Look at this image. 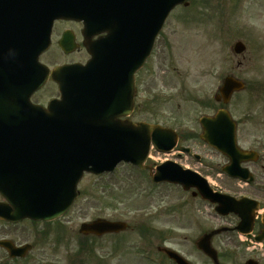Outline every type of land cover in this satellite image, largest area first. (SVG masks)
I'll return each instance as SVG.
<instances>
[{
	"label": "water",
	"instance_id": "obj_1",
	"mask_svg": "<svg viewBox=\"0 0 264 264\" xmlns=\"http://www.w3.org/2000/svg\"><path fill=\"white\" fill-rule=\"evenodd\" d=\"M187 1L0 0L3 7L0 11L5 14L3 19L0 18V48L3 49V45H6L8 51L12 52L10 71L13 72L17 90L21 87L29 89L40 82V75L34 78L32 75L46 70L38 65L37 56L49 44L51 24L55 18L82 20V13L86 8L92 14V28H95V24L101 26L109 22L119 25L120 28L116 32L117 37L113 36L114 40L109 44L112 50L110 56L106 57L108 54L105 52L100 54L102 63H99L98 71L94 72L89 67L82 69L86 72L78 80L75 68L72 67L57 68L51 75L60 88L66 90V95H80L75 101L86 103L82 106L83 113L73 110L54 113L52 116L35 113L26 100L25 103L21 102L15 120L0 118V194L9 201L8 206L0 207V219L12 222L24 218L52 221L71 206L76 198V185L82 179L84 171L98 175L112 172L120 161L130 162L144 169L151 142L162 151H168L174 146L176 139L171 130L145 123L120 122L118 118L129 115L133 110V73L142 67V63L149 56L164 20L171 9L178 5H187ZM32 10L43 18L21 23V16L29 15L27 13ZM46 10L50 12L45 14ZM35 28L37 31H34ZM84 45L89 47L90 41ZM233 50L238 54L244 51V47L237 43ZM109 68L113 71L110 75ZM118 74L126 75L121 82L128 87L119 96L112 94L107 88L110 81L113 86H119ZM57 76H61L62 83ZM42 78L45 79L43 76ZM223 83L216 100L222 98L226 104L233 92L243 88V84L229 77ZM111 98L123 100L122 109L121 106L114 110L105 106L101 112L93 110V101ZM216 115L214 118L201 120L203 132L200 138L208 146L228 157L231 165L238 166L246 158V153L236 147L235 125L224 110H219ZM7 134L14 136H5ZM10 148H15L16 151ZM235 176L244 179V175ZM152 178L156 183L181 185L185 191L194 188L203 200L217 204L215 210L220 215L236 214L240 219L237 230L244 233L249 231L250 225L247 224L255 215L256 203L250 204L246 199L238 201L220 195L210 190L205 180L196 174L182 170L170 162L157 167ZM80 229L83 235L100 236L124 231L127 227L120 222L97 220L82 225ZM219 232L205 234L195 243L197 249L208 256L213 264L219 263L210 240ZM0 246L12 257L24 256L30 250L29 246L16 249L12 243L4 241H0ZM164 252L177 264H187L173 251Z\"/></svg>",
	"mask_w": 264,
	"mask_h": 264
},
{
	"label": "rangeland",
	"instance_id": "obj_2",
	"mask_svg": "<svg viewBox=\"0 0 264 264\" xmlns=\"http://www.w3.org/2000/svg\"><path fill=\"white\" fill-rule=\"evenodd\" d=\"M237 41L245 46L244 53L238 56L231 50ZM157 43L152 70L142 72L146 91L136 101H146V105L134 110L131 119L178 130L184 138L182 144L194 149L202 159L199 163H179L204 176L215 190L231 196L246 191L254 195L244 185L216 176L212 168L224 159L200 139L187 138L198 132L195 122L199 114L205 113L208 105L215 107L213 97L223 78L230 74L245 83L244 91L234 95L227 107L235 121L239 122L240 110L260 108V103L253 107L252 101L255 104L260 98L264 106V0H190L187 7L171 13ZM85 59L84 54L65 58L54 47L42 61L51 66ZM153 92L158 99L151 96ZM55 95L52 87L41 93L44 99ZM238 136L241 147L240 127ZM157 157L165 159L153 154L154 160H159ZM79 191L80 198L64 218L63 229L59 228L62 232L55 230L53 223L49 227L0 224V239L11 240L17 246L32 245L27 260L8 264H68V259L80 252L78 241L85 240L78 235L79 225L95 220L96 216L123 221L131 229L117 238L96 240L82 249L83 256L71 264H152L137 251L147 248L149 258L155 259L160 233H169V247L190 264H211L193 242L204 232L235 221L233 217H218L213 206L193 198L191 192L180 187L152 186L147 177L126 164L119 165L113 175L85 176ZM226 236L229 235L212 241L222 264H245L248 259L259 258L258 254L252 255L251 245L247 247L243 239H235L234 246L223 244ZM256 249L255 252L264 254V247ZM4 258L0 250V264Z\"/></svg>",
	"mask_w": 264,
	"mask_h": 264
},
{
	"label": "flooded vegetation",
	"instance_id": "obj_3",
	"mask_svg": "<svg viewBox=\"0 0 264 264\" xmlns=\"http://www.w3.org/2000/svg\"><path fill=\"white\" fill-rule=\"evenodd\" d=\"M81 29H82V25L78 24V23H70V22H56L54 24V31H53V37L54 35L58 38H62L63 35L65 34L66 31H69L71 33V36L73 38V44L74 47H76V51H74L72 54L73 55H82L84 54L86 56V51L84 49V47L82 46V41L83 38L81 36ZM95 38H92V40H94ZM157 47L155 48V50L152 51V55L151 57L145 62L144 67L142 68V70H140L139 72H137L134 76H135V87H137V98L135 100V110L137 108H142L143 106L146 105V101H141L139 104L136 103V101L140 98V96H142L143 91H146V88L144 89L143 86V78H142V72L148 68L151 69L152 67V61L154 60V57L156 56L155 51H156ZM72 54H70L69 56H73ZM152 70V69H151ZM151 70H148L147 72L150 73ZM152 78V76L150 77ZM40 92H37L33 97H32V101L36 104H39L41 106H46L47 103L49 102L50 99H53L54 97H48L46 100L44 99V97H42L40 95ZM153 96L155 99H158V95L155 94V92H153V94L151 95ZM222 104L218 103L215 104V107H211L210 105H208L206 107V112L202 113L201 115H205V116H212L214 115L219 108L221 107ZM260 108H256V109H251V110H240L238 112L239 114V122L237 121V125L240 126V136H241V147L244 151H248L251 153V156L254 158H252L253 160H249V161H243L242 165H240L241 168H244V175L249 179L252 178L253 179V183L252 184H248L246 185V189H248L249 191H252L254 193L251 194L250 192H245L246 196L249 198H257L260 200V204L262 209L264 210V107H263V103L261 102V105H259ZM196 127H198V132L192 133L190 134V136L187 139H197L199 136V133L201 131V127L199 125V119L197 120L196 123ZM178 143H177V148L174 152H172L169 156H168V160H177V161H185L186 163H191V161L193 162V160L195 159V156L193 155V153H188V154H183L184 152H181L180 147L183 145L182 142L184 140L183 135L181 133H179L178 135ZM190 148L189 146H185V149ZM192 149V148H190ZM194 150V149H193ZM158 154L155 150H153L151 152L152 154ZM152 158V157H151ZM222 158L224 159L223 162L220 165H217L215 167H213V171L214 174L216 176H219L220 179H226L229 182H237L234 179H230L227 174L224 172V169L226 168V166L228 165V160L226 158H224L222 156ZM151 164H154V161H152L150 159L149 161ZM67 216L62 218V221H60L61 223L64 222V218H66ZM229 217H233V216H228L226 217L227 219H229ZM235 218L236 221H234V223H226V227L228 228H235V226L238 224L236 217L234 216L233 219ZM95 219H104L103 217H95ZM93 221V220H90ZM264 222L260 220V217H256L252 223H250L249 225H252L251 230H250V243H256L257 239H264ZM122 234H117V235H110V234H106V236H102V237H92V236H87L85 239L88 241H91L92 243L95 242L96 240H100V239H106V238H117L120 237ZM224 235H229L224 237V240H222L221 242L223 244L226 245H230V246H234L235 243V239L239 238L238 233L236 232H226L224 233ZM224 235H221V237H223ZM169 233H160V240L161 242L158 243V245L155 246V250H156V264H173L166 256L165 254H163V252L160 250L161 247H166V248H170L169 244L167 241V239L169 238ZM84 240V241H85ZM166 240V241H165ZM247 241V240H246ZM249 241H247L248 244ZM234 242V243H233ZM263 242V245L260 249H262L264 247V240L261 241ZM225 246V245H224ZM227 247V246H226ZM257 250L255 248L251 247V253L252 255L254 254H258L259 258L255 259L254 257L252 258V261L254 262V264H264V254L261 253H257L254 251ZM72 259H68V264H71L73 261Z\"/></svg>",
	"mask_w": 264,
	"mask_h": 264
}]
</instances>
